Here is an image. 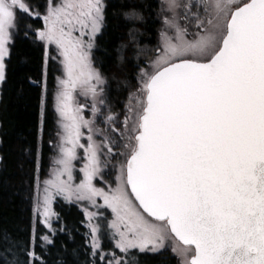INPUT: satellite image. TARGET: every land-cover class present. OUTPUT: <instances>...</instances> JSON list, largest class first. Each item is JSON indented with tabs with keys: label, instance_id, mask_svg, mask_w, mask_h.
<instances>
[{
	"label": "snow or ice",
	"instance_id": "1",
	"mask_svg": "<svg viewBox=\"0 0 264 264\" xmlns=\"http://www.w3.org/2000/svg\"><path fill=\"white\" fill-rule=\"evenodd\" d=\"M109 8L0 0V86L17 36L44 48L41 139L49 60L61 73L46 178L39 147L34 158L29 240L0 229V264H49L57 236L74 241L79 228H67L57 199L80 209L85 231L71 252L61 241L53 264L69 255L73 264H140L164 252L176 264H264V0L122 3L113 12L128 37L119 60L134 72L119 85L128 91L123 113L112 110L93 59ZM150 21L155 39L145 44Z\"/></svg>",
	"mask_w": 264,
	"mask_h": 264
},
{
	"label": "trees",
	"instance_id": "2",
	"mask_svg": "<svg viewBox=\"0 0 264 264\" xmlns=\"http://www.w3.org/2000/svg\"><path fill=\"white\" fill-rule=\"evenodd\" d=\"M139 3L140 0H133ZM145 3H156V0H144ZM107 24L103 35L99 37L97 47L93 50L95 66L99 68L109 80V94L111 107L119 112L128 97L120 82L126 77L131 81L134 75L129 63L119 60L118 51L121 44L127 43L126 24L122 18L113 15L126 0H108ZM25 21L21 20L23 24ZM36 26L39 21L35 22ZM155 39V32L149 22L148 34L141 37L145 44ZM125 57L130 60L131 53L123 50ZM44 49L32 35L25 38L17 36L11 62L8 65L7 81L0 90V229H7L14 240L27 242L31 229V197L34 195V158L38 145L40 97L44 83ZM47 74L48 93L53 87L54 75ZM35 81L36 83L30 82ZM129 91H134L130 89ZM55 128L54 114L46 110L44 133L40 140L42 154V169L46 165L45 156L48 152V141L52 138ZM41 173V172H40ZM54 210L60 213L69 230L79 228L74 233V241L68 239L67 234L56 237V246L51 249L49 264L60 257L57 255L61 241L71 249L83 245L82 233L84 227L80 221L84 219L82 212L75 205H68L61 199L54 202ZM68 264H73L72 257H65ZM83 259V257H81ZM140 264H176L175 259L168 253L162 255L142 254Z\"/></svg>",
	"mask_w": 264,
	"mask_h": 264
},
{
	"label": "rangeland",
	"instance_id": "3",
	"mask_svg": "<svg viewBox=\"0 0 264 264\" xmlns=\"http://www.w3.org/2000/svg\"><path fill=\"white\" fill-rule=\"evenodd\" d=\"M38 42H39V41H38ZM39 43L41 44V42H39ZM41 45H42V44H41ZM42 47H43V46H42ZM43 49H44V48H43ZM50 55H53V56H54V55H55V52L50 50ZM49 65L52 67V69H51L50 72L54 75V80H53V87L51 88V91L48 93V103H47V108L49 109L50 112H52V113L54 114V112H53V100H52V94H53V92H54V90H55V77L58 76V75H60L61 73L57 70V69L59 68V65H58L57 62H55V61H53V60H49L48 67H49ZM44 71H45V66H44V64H43V73H44ZM0 90H1V86H0ZM82 102H83V101H82ZM128 103H129V101H128V97H127L126 101H125V102L123 103V105H122V109H121L120 113L126 112ZM112 110H113V108H112ZM113 111H114V110H113ZM114 112H116V111H114ZM116 113H119V112H116ZM86 115L89 116V118H90V113H88L87 110H86ZM119 119L122 121V120H123V115H120ZM39 124H40V116H39ZM55 129H56V123H55V128H54V132H53L52 138H50V140H53L54 137H55ZM85 131H86V130H85ZM40 140H41L40 135H38V145H37V147H39V149H40V153H41V143H40ZM50 140H49V141H50ZM49 141H48V152H47V154H46V156H45V159H46V165L44 166L43 170H42L41 173H40V178H41V179L46 178L47 173H48V170H49V161H50V159H51V157H52V155H53L52 147H51V145L49 144ZM36 150H37V149H36ZM41 159H42V154H41ZM77 167H79V164L77 165ZM109 178H112V177L110 176ZM34 195H35V191H34ZM34 195H33V196H34ZM31 207H32V205H31ZM39 230H40L41 232L44 231L43 228H42V226H39ZM168 253H169V252H168ZM147 254H150V255H156V254H151V253H147ZM169 254H170V253H169ZM170 255H171V254H170Z\"/></svg>",
	"mask_w": 264,
	"mask_h": 264
},
{
	"label": "water",
	"instance_id": "4",
	"mask_svg": "<svg viewBox=\"0 0 264 264\" xmlns=\"http://www.w3.org/2000/svg\"><path fill=\"white\" fill-rule=\"evenodd\" d=\"M0 157H1V155H0ZM0 165H1V159H0Z\"/></svg>",
	"mask_w": 264,
	"mask_h": 264
}]
</instances>
